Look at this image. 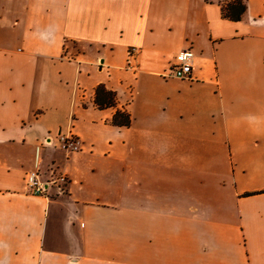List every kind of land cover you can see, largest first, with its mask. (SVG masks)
<instances>
[{
	"label": "crops",
	"instance_id": "crops-1",
	"mask_svg": "<svg viewBox=\"0 0 264 264\" xmlns=\"http://www.w3.org/2000/svg\"><path fill=\"white\" fill-rule=\"evenodd\" d=\"M228 1L0 0V264H264L244 158L264 132L242 104L264 103V0L237 22ZM187 48L191 80L163 78ZM100 84L128 127L94 105ZM37 169L66 194H26Z\"/></svg>",
	"mask_w": 264,
	"mask_h": 264
},
{
	"label": "built area",
	"instance_id": "built-area-1",
	"mask_svg": "<svg viewBox=\"0 0 264 264\" xmlns=\"http://www.w3.org/2000/svg\"><path fill=\"white\" fill-rule=\"evenodd\" d=\"M136 49L130 48L128 50V65L135 59ZM193 53L191 49L187 48L179 52L175 58V64L169 70V72L163 74V78L167 79L170 77L177 78L179 80L189 81L191 80V61L193 59ZM52 140L50 137L44 139V145H51ZM59 143L61 148L65 152H75L79 150L78 139L70 134L59 137ZM38 152H36L37 156ZM24 190L28 195L51 197V196H63L66 194V186L68 183L67 176L63 173L54 174L48 180L42 178L40 170L28 171L25 173L23 178Z\"/></svg>",
	"mask_w": 264,
	"mask_h": 264
},
{
	"label": "trees",
	"instance_id": "trees-1",
	"mask_svg": "<svg viewBox=\"0 0 264 264\" xmlns=\"http://www.w3.org/2000/svg\"><path fill=\"white\" fill-rule=\"evenodd\" d=\"M246 5L244 0H229L221 7V16L230 21H240ZM93 103L98 109L116 108L115 113L110 119V124L118 127H128L130 125V116L124 109H117L116 95L113 91L108 90L100 84L94 89Z\"/></svg>",
	"mask_w": 264,
	"mask_h": 264
},
{
	"label": "rangeland",
	"instance_id": "rangeland-1",
	"mask_svg": "<svg viewBox=\"0 0 264 264\" xmlns=\"http://www.w3.org/2000/svg\"><path fill=\"white\" fill-rule=\"evenodd\" d=\"M243 109L246 111H252L257 118L259 119V125L254 130L255 132H264V103H242ZM227 106V115H229V105L226 103ZM238 108H242L239 106ZM233 109V108H232ZM160 112H163V109H160ZM158 143L161 144L162 147L170 146L173 147V141H168L166 139L159 140ZM261 147L259 149H255L254 153H248L244 155V158L249 160L253 165V181L257 182L259 179L264 180V142L261 143ZM169 148V147H168ZM259 160H263L262 164H259ZM245 186H250L249 184L245 183Z\"/></svg>",
	"mask_w": 264,
	"mask_h": 264
}]
</instances>
